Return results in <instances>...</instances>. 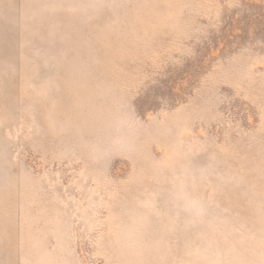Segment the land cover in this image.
Returning a JSON list of instances; mask_svg holds the SVG:
<instances>
[{
  "label": "rangeland",
  "instance_id": "obj_1",
  "mask_svg": "<svg viewBox=\"0 0 264 264\" xmlns=\"http://www.w3.org/2000/svg\"><path fill=\"white\" fill-rule=\"evenodd\" d=\"M0 264H264V0H0Z\"/></svg>",
  "mask_w": 264,
  "mask_h": 264
}]
</instances>
